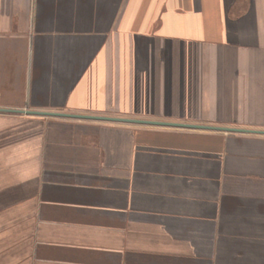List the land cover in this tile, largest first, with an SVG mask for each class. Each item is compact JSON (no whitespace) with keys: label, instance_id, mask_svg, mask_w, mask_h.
I'll list each match as a JSON object with an SVG mask.
<instances>
[{"label":"crops","instance_id":"1","mask_svg":"<svg viewBox=\"0 0 264 264\" xmlns=\"http://www.w3.org/2000/svg\"><path fill=\"white\" fill-rule=\"evenodd\" d=\"M223 129L264 132V0H0V264H264Z\"/></svg>","mask_w":264,"mask_h":264},{"label":"water","instance_id":"2","mask_svg":"<svg viewBox=\"0 0 264 264\" xmlns=\"http://www.w3.org/2000/svg\"><path fill=\"white\" fill-rule=\"evenodd\" d=\"M21 114H29V115H39V116H55V117H70V118H77V119H88V120H100V121H116V122H134L133 120L125 119V118H111V117H103V116H91V115H80V114H66V113H54V112H23L18 111ZM147 122V121H142ZM153 123V122H147ZM165 125H172V124H165ZM190 127V126H189ZM198 128L204 129H216V128H205L204 126H194ZM223 131H245L249 133H260L264 134V132H257L253 130H236V129H223Z\"/></svg>","mask_w":264,"mask_h":264}]
</instances>
